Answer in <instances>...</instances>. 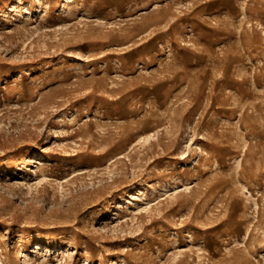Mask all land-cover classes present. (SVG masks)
<instances>
[{"label": "rangeland", "instance_id": "obj_1", "mask_svg": "<svg viewBox=\"0 0 264 264\" xmlns=\"http://www.w3.org/2000/svg\"><path fill=\"white\" fill-rule=\"evenodd\" d=\"M0 264H264V0H0Z\"/></svg>", "mask_w": 264, "mask_h": 264}, {"label": "bare ground", "instance_id": "obj_2", "mask_svg": "<svg viewBox=\"0 0 264 264\" xmlns=\"http://www.w3.org/2000/svg\"><path fill=\"white\" fill-rule=\"evenodd\" d=\"M150 200H151V198H148V199L144 200L143 203H148V202H150ZM134 202L138 203V204H137V208H140L141 203L138 202V200H135V199H134ZM133 205H134V204H133ZM132 207H133V206H132ZM134 208H135V207H134ZM62 235H63L62 233H59V234H58V237H60V236H62Z\"/></svg>", "mask_w": 264, "mask_h": 264}]
</instances>
